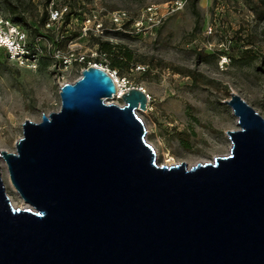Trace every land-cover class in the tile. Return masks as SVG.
Listing matches in <instances>:
<instances>
[{"label":"water","instance_id":"water-1","mask_svg":"<svg viewBox=\"0 0 264 264\" xmlns=\"http://www.w3.org/2000/svg\"><path fill=\"white\" fill-rule=\"evenodd\" d=\"M97 66L60 87V109L26 120L0 152L27 209L0 176V264H264V119L239 96V129L213 163L158 166L137 112Z\"/></svg>","mask_w":264,"mask_h":264},{"label":"rangeland","instance_id":"rangeland-1","mask_svg":"<svg viewBox=\"0 0 264 264\" xmlns=\"http://www.w3.org/2000/svg\"><path fill=\"white\" fill-rule=\"evenodd\" d=\"M7 1L0 0V14L12 22ZM44 1L13 0L24 6L28 16L26 24L12 23L27 34L39 62L36 71H28L0 50V152L15 153L22 124L40 123L43 116L58 112L60 87L76 82L91 66L116 72L150 96L148 108L137 115L158 166L185 163L191 168L229 155L226 133L239 129L224 104L231 93L264 119L261 0H184V7L174 13L169 10L177 0H79L85 12L71 16L66 26L61 21L66 9L60 0H52L57 10L49 5V20L42 27ZM150 6L157 8L161 18L156 30L137 32L129 23L119 29L110 21L113 12L121 11L133 22ZM91 16L102 24L99 32L86 24ZM99 41L110 49L101 51ZM135 66L145 71L137 72ZM106 101L122 105L121 100ZM0 176L12 206L20 207L21 198L1 160Z\"/></svg>","mask_w":264,"mask_h":264},{"label":"built area","instance_id":"built-area-1","mask_svg":"<svg viewBox=\"0 0 264 264\" xmlns=\"http://www.w3.org/2000/svg\"><path fill=\"white\" fill-rule=\"evenodd\" d=\"M238 1V0H233ZM186 1L177 0L170 6V12L174 13L181 10ZM58 15V13H53L52 15ZM111 23L121 29L126 27V24H131V29L134 31H139L142 28H146L147 32L156 30L161 23V18H159V13L156 7H148L142 18L130 22L127 14L125 12L116 11L110 15ZM86 24L89 25L91 31L99 32L102 29V24L99 22L96 16H91ZM212 29H208V34H211ZM211 47V46H210ZM31 45L28 44L27 34L23 32L18 26L14 25L9 19H6L0 14V50L3 51L7 58L12 61L17 67L26 69L28 71H36L38 68V54L32 50ZM226 62V58H222ZM104 72H106L114 82L115 85V95H113V100L120 101L122 96L132 89H135L132 84L127 79H121L117 76L116 72L108 71L107 68L100 67ZM137 72H144L145 68L141 66H135ZM141 90L147 97L148 108L150 102V96L146 94L143 88H137ZM59 111V110H58Z\"/></svg>","mask_w":264,"mask_h":264},{"label":"trees","instance_id":"trees-1","mask_svg":"<svg viewBox=\"0 0 264 264\" xmlns=\"http://www.w3.org/2000/svg\"><path fill=\"white\" fill-rule=\"evenodd\" d=\"M261 3L264 4V0H261ZM50 4H53L52 8L54 10H57V6H55L52 0L44 1L41 10L42 27H44L45 24L48 23L49 20L48 7ZM60 6H63L66 9L61 17L62 25L64 26L69 24L71 16L79 17L85 12V6L83 5V2H80L79 0H60ZM6 12L14 24H19V25L26 24L28 13L25 11L24 6L18 4L17 2H13V0H8L6 2ZM195 15H197V12L195 13ZM56 45H58L57 41H56ZM97 45L101 47V51L104 52L110 49L109 44L101 43L100 41L97 42ZM83 65L85 66V64ZM116 68H120V64H118Z\"/></svg>","mask_w":264,"mask_h":264},{"label":"bare ground","instance_id":"bare-ground-1","mask_svg":"<svg viewBox=\"0 0 264 264\" xmlns=\"http://www.w3.org/2000/svg\"><path fill=\"white\" fill-rule=\"evenodd\" d=\"M108 101H106V104H110V103H107ZM13 206L17 209H27V205L21 200V206L20 207H16L14 204Z\"/></svg>","mask_w":264,"mask_h":264}]
</instances>
